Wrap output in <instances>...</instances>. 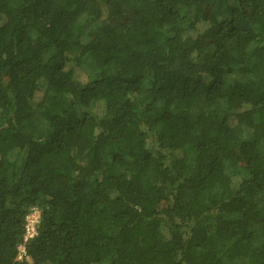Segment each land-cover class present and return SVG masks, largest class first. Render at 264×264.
Listing matches in <instances>:
<instances>
[{
	"label": "trees",
	"instance_id": "16d2710c",
	"mask_svg": "<svg viewBox=\"0 0 264 264\" xmlns=\"http://www.w3.org/2000/svg\"><path fill=\"white\" fill-rule=\"evenodd\" d=\"M0 264H264V0H0Z\"/></svg>",
	"mask_w": 264,
	"mask_h": 264
},
{
	"label": "built area",
	"instance_id": "2783aa9c",
	"mask_svg": "<svg viewBox=\"0 0 264 264\" xmlns=\"http://www.w3.org/2000/svg\"><path fill=\"white\" fill-rule=\"evenodd\" d=\"M25 236L24 242L20 244L19 248L21 252L26 255V248L22 251V245L25 247V242L28 241L29 238L34 237L37 234V227L41 222V209L37 206H33L29 209L27 214L25 215Z\"/></svg>",
	"mask_w": 264,
	"mask_h": 264
},
{
	"label": "rangeland",
	"instance_id": "374dc122",
	"mask_svg": "<svg viewBox=\"0 0 264 264\" xmlns=\"http://www.w3.org/2000/svg\"><path fill=\"white\" fill-rule=\"evenodd\" d=\"M83 68L86 70L87 73H88V72H89V74L91 73V75H92L93 73H96V71H94V69H93V68H94V65H93V63H92L91 58H86V59L84 60ZM92 69H93V70H92ZM23 249H25L24 245H22V251H23ZM23 258H29V257L26 256V255H24V253L21 252V249L19 248V252H18L17 259H18V260H21V259H23Z\"/></svg>",
	"mask_w": 264,
	"mask_h": 264
}]
</instances>
